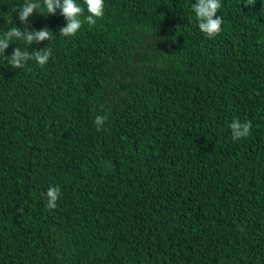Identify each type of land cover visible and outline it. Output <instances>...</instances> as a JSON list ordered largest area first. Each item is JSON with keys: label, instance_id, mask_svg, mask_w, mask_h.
I'll return each instance as SVG.
<instances>
[{"label": "trees", "instance_id": "obj_1", "mask_svg": "<svg viewBox=\"0 0 264 264\" xmlns=\"http://www.w3.org/2000/svg\"><path fill=\"white\" fill-rule=\"evenodd\" d=\"M39 2L55 38L0 55V264H264V0H221L212 39L195 0H104L71 37ZM17 47L52 52L17 69Z\"/></svg>", "mask_w": 264, "mask_h": 264}, {"label": "clouds", "instance_id": "obj_2", "mask_svg": "<svg viewBox=\"0 0 264 264\" xmlns=\"http://www.w3.org/2000/svg\"><path fill=\"white\" fill-rule=\"evenodd\" d=\"M254 2L255 0H246V6L252 5ZM83 4L86 6L88 13L86 16H84V7L77 4L76 0H43V8L46 9L48 15H55L58 9L66 21V26L60 29V37L74 36L84 23L94 26L97 19L103 18L104 0H83ZM221 6V0H195V3L192 5L199 30L209 39L214 38L221 31L223 20L222 17L217 16ZM41 7L42 5L39 0H36V2L25 0V3L17 10L18 19L24 27H13L0 34V55H4L5 50L8 49L11 44L10 42L13 40H24L30 46L33 43L51 41L55 38L52 31L48 29L41 31L28 30L29 18ZM51 52L52 50L49 47H44L40 51L33 52L22 51L17 47L14 49L11 57L6 58L9 60L12 68H24L30 60H35L39 66L43 67L47 64ZM107 119V115H97L95 117L94 123L97 131L101 130ZM229 128L231 129L232 140L238 141L250 134L252 123L251 121L242 123L238 119H235L229 124ZM45 195L48 201L47 208L56 209L57 201L61 195L60 188L50 186ZM19 211L22 213L23 209Z\"/></svg>", "mask_w": 264, "mask_h": 264}]
</instances>
